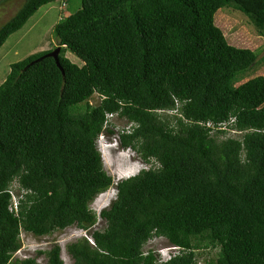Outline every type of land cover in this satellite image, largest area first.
<instances>
[{
	"label": "trees",
	"instance_id": "16d2710c",
	"mask_svg": "<svg viewBox=\"0 0 264 264\" xmlns=\"http://www.w3.org/2000/svg\"><path fill=\"white\" fill-rule=\"evenodd\" d=\"M53 1L24 0L0 26V46ZM222 7L264 36V0H81L53 25L56 45L10 63L0 83V264H64L56 242L14 253L21 231L69 226L84 231L65 245L71 264H197L214 248L202 264H264V75L239 82L264 58L227 42L214 24ZM56 46L62 71L43 56ZM107 113L131 123L119 143L149 164L119 180L97 147L113 132ZM155 236L176 246L168 258L145 248Z\"/></svg>",
	"mask_w": 264,
	"mask_h": 264
},
{
	"label": "rangeland",
	"instance_id": "374dc122",
	"mask_svg": "<svg viewBox=\"0 0 264 264\" xmlns=\"http://www.w3.org/2000/svg\"><path fill=\"white\" fill-rule=\"evenodd\" d=\"M23 1L0 0V26L16 12ZM80 5L81 0H55L42 5L20 29L11 33L0 46V83L7 75L11 62L20 60L34 52L48 49L50 45H56L57 40L51 33L53 25L70 12L75 11ZM214 24L221 29L229 44L251 50L260 49L258 58H264V36L256 32L244 13L232 7L219 8L214 13ZM65 56L79 65L82 64L80 59L70 51H66ZM256 61L259 62V60ZM256 75H264V59L239 82ZM98 100L97 94L93 93L90 101L95 103ZM108 123V127L113 132H103L97 138V147L102 156L104 169L114 180L136 174L143 167L144 161L132 148L122 147L118 139L119 132L127 127L128 122L114 115ZM229 134L238 135L237 132L233 131H230ZM147 165L149 164L144 166ZM11 188L12 193L16 195L17 186L15 181L12 182ZM113 190V187H111L101 195L96 196L90 203V208L99 213L113 198ZM102 223V220L98 217L94 226L101 228ZM82 235L83 231L76 226L56 230L44 236H35L29 232L21 231V246L14 253V256L18 258L33 256L37 249H46L53 242H56L61 247V257L64 264H71V258L65 250V245ZM148 247L155 249L162 256H167L166 250L168 252L174 250V246L170 245L164 237L159 236L149 239L145 245V248ZM215 252V248L201 252V255L197 258V264H202L205 259L214 257ZM36 260L39 264H45L43 256L37 257Z\"/></svg>",
	"mask_w": 264,
	"mask_h": 264
},
{
	"label": "clouds",
	"instance_id": "9594fccd",
	"mask_svg": "<svg viewBox=\"0 0 264 264\" xmlns=\"http://www.w3.org/2000/svg\"><path fill=\"white\" fill-rule=\"evenodd\" d=\"M114 115H117V113H107V114H106V123H107V121H109V119H110L111 117H113ZM130 126H131V123L128 122L127 127L124 128V129L128 130V129L130 128ZM143 167H145L144 164H143ZM113 189H114V188H113ZM107 190H108V189H107ZM102 193H104V192H102ZM113 193H114V190H113ZM99 195H101V194H99ZM113 196H114V195H113ZM83 234H84V231H83ZM172 246H174V245H172ZM175 247H176V246H174V250L176 249ZM174 250H173V251H174ZM166 252H167V256H162V255H160V257H161L162 259L168 258L169 255H170V253H171L172 251L168 252V251L166 250Z\"/></svg>",
	"mask_w": 264,
	"mask_h": 264
},
{
	"label": "water",
	"instance_id": "95a60500",
	"mask_svg": "<svg viewBox=\"0 0 264 264\" xmlns=\"http://www.w3.org/2000/svg\"><path fill=\"white\" fill-rule=\"evenodd\" d=\"M59 50H60V46H56L54 49L48 51L47 53H45L43 56H51L54 58L56 64L59 66V68L61 69L62 71V68L61 66L59 65V61H58V53H59Z\"/></svg>",
	"mask_w": 264,
	"mask_h": 264
},
{
	"label": "built area",
	"instance_id": "2783aa9c",
	"mask_svg": "<svg viewBox=\"0 0 264 264\" xmlns=\"http://www.w3.org/2000/svg\"><path fill=\"white\" fill-rule=\"evenodd\" d=\"M209 124V123H208ZM226 122H222V123H220V125H221V127L222 128H225L226 127ZM12 193V192H11ZM16 204H17V197H16V195H14L13 193H12V199H11V204L10 205H8V209H11V207L13 206H16Z\"/></svg>",
	"mask_w": 264,
	"mask_h": 264
}]
</instances>
